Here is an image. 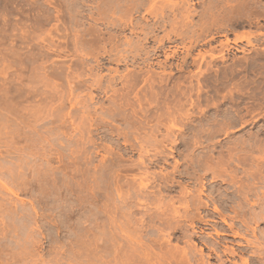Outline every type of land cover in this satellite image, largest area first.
<instances>
[{
  "label": "rangeland",
  "instance_id": "obj_1",
  "mask_svg": "<svg viewBox=\"0 0 264 264\" xmlns=\"http://www.w3.org/2000/svg\"><path fill=\"white\" fill-rule=\"evenodd\" d=\"M149 2L147 6L144 4L145 8L141 7L140 13H135L136 18L144 14V22L150 23L149 26L156 20L160 24L164 22L160 14H168L171 19L167 21L172 23V11L177 13L179 23L172 20V25L168 23L163 30H155L158 37L170 30L184 32L185 27L180 26L182 17L177 10H180L179 4L187 7L191 22L185 36L190 38L182 39L172 34L176 41L172 44L165 42L164 47L172 45L175 53L171 59L165 60L162 50L157 55L152 54V48L157 46L156 40L152 38L144 42L141 35V38L138 34L130 36L124 31L121 40L126 35L129 39L134 38L133 42L140 40L139 44L144 46L141 58L118 66L99 56V61L104 64L98 69L96 58L102 49L100 43L86 45L80 54L75 52L76 56L73 48L69 49L72 45L66 41L84 31V36L90 37L87 32L92 29L119 33L117 28L106 29V22L88 17L99 6L103 7L99 9L105 11V18L110 17L111 7L118 0H0V264H111L113 257L126 247L128 250L132 245L138 249L140 245L149 247L159 231L146 228L142 239L141 233L137 232L138 236L135 232L138 225L133 229L142 214L147 217L151 212L145 210L150 207L154 210L151 206L153 200L149 198V202L142 192L150 190L157 194L164 191L165 194L161 193L163 202L159 203L163 207L170 202L179 204L176 203L178 195L175 196L179 190L195 193L203 188L204 192L208 181L207 185L217 186L219 180L213 181L206 176V157L215 164L219 155L223 158L228 155L230 148L236 149L233 153L243 154L247 150L245 146L252 144L247 147L250 151L243 154L245 157L241 163L235 165V170L243 183H252V178L245 173L260 164L261 172L252 181L257 186L256 192L264 194V0ZM176 3L175 8L169 7ZM188 39L192 44L190 55L193 56L179 67L181 56L190 46ZM145 52H149V56H145ZM158 60L161 64L156 62ZM87 66H95L92 73L104 74L105 79L115 75L117 80L113 87L118 91H110L105 79L101 90L104 87L106 92L90 89V75L79 81L74 79L75 71L85 70ZM128 71H135L138 81L130 92L122 89L118 77ZM143 71L152 73L157 80L162 76V84L157 81L158 86L149 85V81L142 79L147 74L140 75ZM74 83H79V87H72ZM173 106L177 111L175 124L165 120L166 108ZM166 127L172 130L171 133ZM169 135L177 138L178 144L164 141ZM160 151L165 155L158 153ZM161 156H166L165 160L162 157L166 162H161ZM195 175L197 179H194ZM164 179L173 181L175 188L165 189ZM142 180L146 185H142ZM226 183L221 186L227 187V191L236 188ZM137 185L142 187L141 194L135 189ZM169 191L171 193H167ZM173 197L177 200L174 201ZM203 199L202 202L206 203V196ZM145 203L150 207L146 208V204L144 210ZM129 205L135 209L130 207L132 210L129 211ZM255 208L257 212L261 209L260 206ZM198 210L197 213L206 217V207ZM117 216L119 222L113 220L117 224L111 225L112 217L116 219ZM184 222L181 224L187 225L185 229L192 236V228L197 230L206 226L195 222L194 227H190L188 221ZM113 226L117 230L112 229ZM121 229L132 233L126 236L123 234L125 230L121 232ZM256 229V239L260 241L259 229L264 230V224H258ZM115 230L118 236L115 232L114 235L118 238L114 237L118 241L112 236ZM163 234L162 237L167 239V234ZM205 234L200 238L208 239V242L222 239L220 260L198 241L199 234L184 239L171 236L170 243L172 241L177 250L185 247L188 251L191 250L190 244L192 248L197 245L192 249L193 254L190 253L192 263L188 264H195V257L199 258L197 263L200 264L202 255V261L208 260L210 264H244L239 257L240 245L244 243L242 238L228 236V232L213 233L210 237ZM250 234L249 231L246 237L254 239ZM147 235H153L154 239L149 240ZM139 237L146 243L140 242ZM185 241L188 247L184 246ZM227 247L228 253H238L233 256V253H224L223 248ZM250 250L253 249L248 248L246 254L242 253L243 258L248 260L253 256ZM200 252L202 255L198 254ZM222 259L225 261L221 262Z\"/></svg>",
  "mask_w": 264,
  "mask_h": 264
},
{
  "label": "bare ground",
  "instance_id": "obj_2",
  "mask_svg": "<svg viewBox=\"0 0 264 264\" xmlns=\"http://www.w3.org/2000/svg\"><path fill=\"white\" fill-rule=\"evenodd\" d=\"M114 1V0H113ZM117 1V0H116ZM146 1V0H145ZM144 0H135L134 2H133V0H132V2L131 1H129V3H127V1L126 2H122V3H119V2H121L120 0H118V3H116L115 5H114V7L112 8L111 7V12H110V17H108V18H105V11L103 10V9H99V7L96 9L97 11H95V13H90V15L88 16V17H90L91 19H93L94 21H99V20H101V22L102 21H104V22H106V26H105V28L106 29H108V28H114V30H116V28L118 29V31H119V33H102L101 32V30H100V32H98L97 30L96 31H93V29L90 31V30H88V32H87V35H88V33L90 34V37L89 36H87V37H85L84 35V33H85V31H84V33L82 34V33H80V34H75L74 35V37L72 38V39H70V40H72V41H70L69 39H68V41H66L67 42V44H69V46H71L72 45V47H69V49L70 48H73V50H74V52H73V50H72V52L74 53V55H78V54H80L82 51H83V49L85 48V46L86 45H91V44H93L94 45V43H100V45H102L101 46V48L102 49H100V51H98L99 53L101 52V50H102V52L100 53V55H98L97 54V58H96V66H97V68L98 69H100V68H103V62H100L99 61V56L102 58V59H105L106 61H108V62H114V63H116V65H120V64H125V65H127L129 62H133L134 63V61L133 60H135L137 57L139 58L143 53H142V50L143 51H145V49H144V46L143 45H140L139 44V41L140 40H138V42H133V39L131 40V39H129V36L127 37L126 35H123V40H121V34H122V32H124V31H128V33H129V35L131 36V35H136L137 36V34L140 36H142V38H141V36L139 37V38H141V40H144V42L145 41H150V40H152V38L154 39V40H156L155 42L157 43V46L155 45L154 46V48H152L153 49V56L154 55H157L156 53L158 52V51H161V52H163V55H164V59L165 60H167L168 58H170V57H173L174 56V53H175V48H174V50H172L173 48H171V46L172 45H168V46H166V47H164V44H165V42H168V43H170V44H172V43H174L175 41H176V39L174 38H172L173 36H172V34L173 35H177L178 37L179 36H181V38L182 39H187V38H190V37H188V36H185V34L187 35V30H188V28L190 27L189 26V23L191 22L189 19V9L187 8V7H185V6H180V4H179V6L178 7H180V10H179V8H178V10L177 11H179V13H180V17H182L181 19L182 20H180V18H179V20H180V22H181V24H180V26L181 27H185V29H184V32H182V33H175L173 30H170V31H168V32H165V34L162 36V37H158V36H156V32H155V34H154V31L155 30H158V29H162V28H165V26H167V25H172V23H173V21L175 20V22H176V20H177V17H176V12L173 10H170V12L172 11V15L171 16H173L172 18V20L170 21V22H172V23H169L167 20H169V19H171L170 17H168L166 14H160V19H162L164 22L162 23V24H160V22H158V20H156V21H153L152 23H151V26H149L150 25V23H146V22H144L145 20H146V18L142 15L141 16V18L140 17H138V18H136V14L135 13H140L139 12V10L140 9H142L141 7L142 6H144V4H145V6H147V5H149V1H151V0H149L148 1V3L146 4V3H144L145 2ZM104 2V1H103ZM131 2V3H130ZM104 3H106V2H104ZM180 3V2H179ZM186 3V2H185ZM98 4V3H97ZM113 4V2L111 3V5ZM183 4V3H182ZM181 4V5H182ZM186 4H188V3H186ZM228 4V3H227ZM238 4V3H237ZM178 5V3H176V4H174L173 6L172 5H170L169 7H171V8H175L176 6ZM185 5V4H184ZM190 5V4H189ZM188 5V6H189ZM96 6V5H95ZM145 6L143 7V8H145ZM100 8H103V7H100ZM170 8V9H171ZM176 10V9H175ZM117 12H119V13H117ZM117 13V15L118 16H116L115 14ZM191 13V12H190ZM95 14V15H94ZM170 14V13H169ZM113 15H115L116 17H113ZM136 15V16H135ZM155 18H156V15L154 16ZM169 18V19H168ZM175 18V19H174ZM161 21V20H160ZM67 22V21H66ZM174 22V23H175ZM177 22L179 23V21L177 20ZM176 22V23H177ZM169 23V24H168ZM105 24V23H104ZM65 25V27H66V24H64ZM174 25V24H173ZM64 27V28H65ZM67 29V28H66ZM95 30V29H94ZM109 30V29H108ZM160 30H158V32L160 31ZM163 30V29H162ZM82 31V30H81ZM93 31V33H90V32H92ZM117 31V32H118ZM104 32H107V30H105ZM110 32V31H109ZM189 32V31H188ZM124 34V33H123ZM175 35V36H176ZM66 36V35H65ZM69 36V35H68ZM172 36V37H171ZM67 37V36H66ZM86 38H88V39H86ZM138 38V39H139ZM137 40V39H136ZM189 41H188V43L190 42L191 43V41H190V39H188ZM69 41L71 42V43H69ZM142 42V41H141ZM140 42V43H141ZM189 43V45L190 46H188L187 47V50H185L186 51V53H184L185 55L182 57L181 56V65H180V63H179V67H182V65L183 64H185V63H188L187 62V58L188 57H190V56H193V55H190L191 53H190V49H191V47H192V44H190ZM66 44V43H65ZM67 44H66V46H67ZM68 47V46H67ZM90 47V46H89ZM119 47H122V48H119ZM143 47V48H142ZM152 51V50H151ZM75 52H77L78 54H75ZM72 53V54H73ZM146 54L148 55L149 54V52H145V56H146ZM162 54V53H161ZM143 55V56H144ZM158 55H159V53H158ZM149 56V55H148ZM151 56V55H150ZM95 57H96V54H95ZM152 57V56H151ZM141 58V57H140ZM171 59V58H170ZM191 59V58H190ZM193 59V63H194V58H192ZM139 60V59H138ZM141 60V59H140ZM146 60V59H145ZM150 61V60H149ZM156 62H159V60L158 61H156ZM144 63V62H143ZM160 63V62H159ZM165 63V62H164ZM158 64V63H157ZM161 64V63H160ZM95 65V64H94ZM161 66V65H160ZM95 67V66H94ZM94 67H91V66H87V67H85V70H76L75 71V76H74V79L76 78V80H80V79H83V77H85V76H89L90 75V77H92V79H91V82H90V89H96L97 91L99 90H101L102 89V86H103V84H104V74L103 75H99V74H97V73H92V72H94ZM199 67H200V65H199ZM198 67V68H199ZM97 71V70H96ZM115 71L117 72V69H115ZM138 71H141V70H138ZM165 71V70H164ZM164 71H162V72H164ZM136 72H137V70H136ZM136 72L135 71H128L126 74H124V75H120V76H118V77H120V80H121V85H122V89H124L125 91L126 90H128V92H130V89L138 82L137 81V74H136ZM138 74H139V72H137ZM141 73L143 74H147L145 71H143V72H140V75H141ZM143 74V75H144ZM139 75V76H140ZM115 75H111L109 78H107V79H105V81H106V86L107 87H109V89H111L110 91H113V92H117L118 90H115V89H117V88H115L114 89V82H116V80L117 79H115V77H114ZM71 77H73V73L71 74ZM141 77V76H140ZM143 77V76H142ZM141 77V78H142ZM144 81H146V82H151V83H149L148 82V84L150 85V84H152L153 85V83H154V85H157V84H155L157 81L160 83V84H162V81H163V78H162V76L161 77H159L158 78V80L155 78V76L153 77V75H152V73L151 74H147L146 76L144 75V77L142 78ZM142 80V81H143ZM86 81V80H85ZM137 81V82H136ZM157 82V83H158ZM85 83V82H84ZM112 83H113V85H112ZM75 84H77V86L75 85ZM79 83H74V85L72 86V87H75V88H77V87H79V85H78ZM138 84V83H137ZM89 85V84H88ZM87 85V86H88ZM111 85H112V87H111ZM154 85H153V87H154ZM159 85V84H158ZM157 85V86H158ZM152 87V86H151ZM156 87V86H155ZM88 88H89V86H88ZM132 89H134V88H132ZM131 89V90H132ZM152 89V88H151ZM71 90V89H70ZM103 90H104V87H103ZM103 90H101L102 92H104ZM106 92V91H105ZM108 92V91H107ZM108 94V93H107ZM105 95H106V93H105ZM123 97V96H122ZM91 98V97H90ZM124 98V97H123ZM123 98H121L120 97V99L122 100ZM123 100H125V98L123 99ZM123 102V101H122ZM126 101H124V103H125ZM191 103H193V101L191 100L190 101ZM127 103V102H126ZM125 103V104H126ZM125 104H123L124 106H125ZM128 104V103H127ZM126 104V105H127ZM167 109V111H166V114H165V117L167 118V119H165L167 122H168V120L172 123H174V122H177V121H175L176 120V116L174 117V115H176L177 114V111L175 110V106H173V107H167L166 108ZM164 112V111H163ZM176 112V113H175ZM162 115H163V113H162ZM175 118V119H174ZM163 120V119H162ZM165 120H163V121H165ZM160 122V121H159ZM163 122H161V124H162ZM175 124V123H174ZM165 127V126H164ZM169 127V126H168ZM1 128V127H0ZM168 128L166 127V130H167ZM170 130V133H171V129H168V131ZM168 131H166V134H168L167 132ZM175 135V134H174ZM166 136V135H165ZM170 136V137H169ZM168 137H166V139L164 140V141H166V142H170L171 144H178V142L176 141V139L177 138H175L174 136L172 137L171 135H169ZM157 141V140H156ZM162 141V140H161ZM161 141L159 140V142L161 143ZM163 141V142H164ZM162 142V143H163ZM180 143V142H179ZM251 144V143H250ZM248 145L247 144V146H245L246 147V149L247 150H249L247 147H251V145ZM243 145V144H242ZM241 145V146H242ZM173 146V145H172ZM244 146V145H243ZM243 146H242V149H243ZM164 147V146H163ZM231 149V148H230ZM230 149H229V151H228V155H226V157L225 158H223V157H221V155H219V157H218V159L215 161V159H214V163L215 164H213V163H211L209 160V157H206V165H204L206 168H204V169H206V176L207 175H209L210 176V178H211V180H219V183H218V185L217 186H210V185H207L208 184V182H207V184H206V190L204 191V192H206V193H204L203 192V188L202 189H199V190H196L195 191V193H191L189 190L188 191H186V190H179L178 191V193L177 194H175V196L176 195H178V201L176 202V203H178L179 202V204H176L175 205V202L174 201H176L175 199H174V197H173V202L174 203H172V204H170L171 202V198H170V201H168V202H170V203H168V205L167 206H159V203H162L163 202V197H164V195L163 194H165L164 193V188L165 189H169V190H171V189H173L172 187H174V182L173 181H169V182H167L169 179H170V177L169 176H164V178L165 177H168L167 179H164V186L163 185H161V186H163L164 188L162 189V191L163 192H161V193H163V194H161L159 191H160V189H158V191L157 192H159V193H154V192H150V190H147V191H149V192H147V191H144V192H142V194L147 198V199H149V198H151L152 200H153V202H151V199H149L150 201L149 202H151L152 203V205H151V203H150V205L151 206H153V209L154 210H151L152 208L147 204V203H145L142 207L144 208V206L147 204V206H145L146 208L147 207H150V208H148L147 210H145V208H144V210L145 211H147L149 214H147L145 211V213L147 214L146 216L147 217H144L143 215L144 214H142V216H141V218L139 219V222H136L135 221V223H139V224H136V226L133 228L134 230H135V228L137 227V225H138V231L136 230L135 232L137 233V232H139V233H141L140 234V237H141V235L143 234L142 232H145V229L147 228H149V229H151L152 230V228H155V229H157V231H159L158 233L160 234V232L162 233V232H164V234L163 235H165V233L167 234V239H166V237L165 238H163L162 237V234H161V236H160V238L161 239H165L164 241L163 240H161V239H159V234H158V236L157 237H155L156 239H157V241H156V239H154L152 236L151 237H149V235H147L148 237H149V240L151 239V238H153L154 240L152 241V242H148L149 243V247L147 246L146 247V245L143 247L142 245H140V249H138L139 247H133V245H132V249H131V247L128 245V247H130V250H128V249H126V251H124L125 249H121L122 251L120 252V249H118L117 250V248H116V246H115V248H116V250H117V252H120L119 254H115L116 256H114L113 257V259H114V261L111 263V264H188V263H190L191 261H192V255H190V253L191 254H193V251H192V249L194 248V247H196L197 245L196 244H194V243H192V244H194V245H196V246H194L193 245V248H192V246H191V240L189 239V241L188 242H190L189 244H190V247H191V250H189L188 251V249L186 248L185 249V247L183 248L182 247V249L181 248H179L178 247V245H177V248H179V249H181V250H177L176 249V246H174L173 245V243H172V241H171V243H172V246L173 247H175V248H173L172 246H171V243H170V239H171V236H173V237H175V238H188V237H190V236H192V235H190L188 232H187V229H185V227H187V225L186 226H183L182 224H181V221L183 222V223H186V222H184V221H188L189 223V225L188 226H190V227H192L194 224L193 223H195V222H198V223H203L204 225H206V226H204V227H199V228H197V227H195V228H197V230H195L194 228H192V233H193V236H195L196 234H199V236H198V241L199 242H201L202 244H204V247H205V245H206V248H207V250H209L210 251V253L211 254H214L215 255V257L216 258H218L219 260H220V254H219V251H221V250H219V247L221 248V246H222V244L220 245V243H221V240L222 239H219V241H214V242H208L206 239V241L205 240H202L201 238H200V235L201 234H203V233H206L205 235L206 236H208V237H210V236H212V234L213 233H215V234H217V235H221V234H224V232H228V236L229 235H231L232 237H240V238H242L244 241H242V242H244V243H242L241 245H240V247H238V248H240V255H239V257L241 258H239L240 259V261L242 260V262H244V264H264V230H262V231H260V229H259V233L260 234H258V235H260V241L259 240H257L256 238H258V237H256V234H257V230L258 229H256V226L258 225V224H264V194L262 193H260V194H258L256 191H257V189H256V187L257 186H255V182H253L252 181V179H255L256 178V176L261 172V165L260 164H256V167L254 168V169H248L247 170V172L245 173L246 175H248L250 178H252L251 180H250V182H252V183H249L248 181L246 182V183H243L244 182V180H242V178L241 177H239L238 175H237V172H236V166L235 165H237L238 163H241V160L242 159H244V157H245V155H243L244 153H246L247 152V150H244V151H246V152H244L243 154H242V152H241V154L240 153H238V154H236V153H233L234 152V150H236L235 148H234V150L233 149H231V151H230ZM245 149V148H244ZM233 150V151H232ZM250 151V150H249ZM158 153H161V151L160 152H158ZM158 153H157V157H158ZM164 153V151H162V153L161 154H163ZM220 154V153H219ZM163 155H165V154H163ZM160 156V155H159ZM154 157H156V156H154ZM156 157V158H157ZM162 157H164V156H161V159H162ZM166 157V156H165ZM165 157H164V160H165ZM217 157V156H216ZM207 158H208V160H207ZM210 158H211V156H210ZM154 159V158H153ZM160 159V160H161ZM158 160V159H157ZM159 160V161H160ZM163 159L161 160V162L162 161H164ZM166 160H167V158H166ZM212 160H213V158H212ZM155 162H158V161H155ZM164 162H166V161H164ZM163 162V163H164ZM136 164V163H135ZM198 165V164H197ZM232 165L234 166V167H232ZM137 166V165H136ZM163 167V166H162ZM175 167V166H174ZM197 167H199V166H197ZM234 168V169H233ZM144 169V168H143ZM142 169V170H143ZM203 169V168H202ZM236 169V170H235ZM139 170V169H138ZM146 170V169H145ZM194 170H196V169H193V171ZM199 170V169H198ZM176 171H177V169H176ZM197 171V170H196ZM242 171H244V169L242 170ZM146 172V171H145ZM204 172H205V170H204ZM187 173V172H186ZM190 173V172H189ZM191 174H192V172H191ZM184 175V174H183ZM186 175V174H185ZM184 175V176H185ZM193 176H194V174H193ZM198 176V175H197ZM150 177H153V176H150ZM187 177V176H186ZM189 177V176H188ZM195 177H196V175H195ZM194 177V179H197L198 177H196L195 178ZM199 177H201V175H199ZM203 177V176H202ZM143 178V177H142ZM145 178H147V176H145ZM149 178V177H148ZM191 180H192V178H191V175H190V177H189ZM239 178H241V179H239ZM140 179V178H139ZM144 179V178H143ZM150 179V178H149ZM173 178H171L170 180H172ZM193 179V180H194ZM247 179V178H246ZM151 180V179H150ZM155 180H156V178H155ZM201 181V178L200 179H198V181ZM240 180H241V182H240ZM248 180V179H247ZM119 181V180H118ZM143 181V180H142ZM152 182H153V179L151 180ZM158 179H157V183H158ZM243 181V182H242ZM246 181V180H245ZM144 182V181H143ZM161 182V181H160ZM177 182H179V181H177ZM176 182V183H177ZM211 182V181H210ZM225 182H227V183H230V184H232L233 186H235L236 188L234 189V190H230V192L229 191H227L226 189H227V187H226V189H225V187H223L222 188V186H221V184L222 183H224V185L223 186H225ZM154 183H155V181H154ZM167 183H169V184H167ZM187 183V182H186ZM226 183V184H227ZM148 184V183H147ZM159 184V183H158ZM163 184V183H162ZM200 184V183H199ZM210 184V183H209ZM230 184H228V185H230ZM131 185V184H130ZM133 185V184H132ZM138 185H141V182H139L138 183ZM135 186V189L138 191L139 190V192H140V190H141V188L139 187V186ZM142 185H146L145 184V182H144V184L142 183ZM176 185H180V183L178 184H176ZM182 185V187H184L183 186V184H181ZM231 185V186H232ZM115 186V185H114ZM149 186H151V185H149ZM161 186H160V188H161ZM129 187V186H128ZM137 187V188H136ZM138 187L140 188V189H138ZM143 187H145V188H147L146 186H143ZM158 187V186H157ZM157 187H156V190H157ZM186 187V186H185ZM229 187V186H228ZM145 188H143L142 190H145ZM149 188V187H148ZM151 188V187H150ZM154 188H155V185H154ZM175 188V187H174ZM232 189H233V187H231ZM129 189V188H128ZM127 189V190H128ZM131 189V188H130ZM181 189H185V188H181ZM259 190V189H258ZM126 191V190H125ZM124 191V192H125ZM154 191V190H153ZM139 192H137L136 194H138ZM166 192V191H165ZM179 192H180V195H179ZM192 192H194V191H192ZM259 192V191H258ZM260 192H263V191H260ZM150 193V194H149ZM167 193H171L170 191L169 192H167ZM140 194H141V192H140ZM139 194V195H140ZM152 194V195H151ZM144 196H141L142 198H144ZM151 196V197H150ZM167 195H165V197H166ZM170 196V195H169ZM203 196H206V203L205 204H203V202H202V200H204L203 199ZM171 197V196H170ZM123 198L125 199V198H127V196L126 197H122V200H123ZM138 198H140V196L138 197ZM131 199V198H130ZM141 199V198H140ZM146 199V200H147ZM167 199V198H166ZM165 199V200H166ZM139 200V199H138ZM114 201H115V199H114ZM128 201V200H127ZM126 201V202H127ZM140 201V200H139ZM138 201V202H139ZM116 202V201H115ZM123 202V201H122ZM129 202V201H128ZM143 202H144V200H143ZM146 202V201H145ZM124 203V202H123ZM140 203H141V201L139 202V206H141L140 205ZM166 204H167V202H165ZM164 203V204H165ZM115 204V203H114ZM127 204V203H126ZM164 204H162V205H164ZM165 204V205H166ZM175 205V206H174ZM177 205H179V206H177ZM116 206V205H115ZM115 206H113V208H114V210H115ZM138 206V205H137ZM139 206H138V208H139ZM206 207V213H205V215H206V217L205 216H201L200 214L201 213H197V210L199 209V208H202V207ZM260 206V210H258V212L255 210L256 208L255 207H259ZM127 207H129V211H131L132 209V207L133 206H127ZM131 207V208H130ZM134 208V207H133ZM143 208H142V210L141 211H143ZM255 208V209H254ZM135 209V208H134ZM192 209H193V212L196 210V212H194V213H192ZM114 210H113V212H114ZM202 210V209H201ZM128 211V212H129ZM199 211V210H198ZM256 211V212H255ZM115 212H116V210H115ZM200 212V211H199ZM112 213V212H111ZM116 213H118V212H116ZM115 213V214H116ZM127 213V212H126ZM133 213V212H132ZM137 213V212H136ZM142 213V212H141ZM196 213V214H195ZM124 214V213H123ZM129 214V213H128ZM130 215V214H129ZM112 216V215H111ZM115 217H116V215H114ZM121 216H123V219L126 217L125 215H121ZM125 216V217H124ZM131 216V215H130ZM138 218V217H137ZM117 219H119L118 218V216H117V218L116 219H113V217H112V219H111V225H116L117 223H115L114 224V222H113V220H117ZM126 219V218H125ZM128 220H130L129 222L131 223V219H129V218H127ZM127 220V221H128ZM123 221H125V220H123ZM127 221H125V222H127ZM138 221V220H137ZM116 222H119V221H116ZM125 222H123V223H125ZM130 223H128V225L130 224ZM135 223H134V225H135ZM119 224V223H118ZM125 224H127V223H125ZM120 225V224H119ZM119 225H117L116 227H117V229H118V226ZM124 225V224H123ZM199 225V224H198ZM112 227V229L114 228V229H116V227ZM131 226V225H130ZM121 227H123L122 225H121ZM124 227H127V226H125L124 225ZM194 227V226H193ZM188 228V227H187ZM220 228V229H219ZM116 229V230H117ZM146 229V230H147ZM206 229V230H205ZM116 230L115 231H113V237L115 236L114 235V232H115V234L118 236V234H117V232H116ZM125 230V229H124ZM124 230H122L121 229V232L122 231H124ZM189 230V229H188ZM194 230V231H193ZM119 231V230H118ZM126 231L127 230H125L124 231V235H126L127 236V234L130 232L129 230H128V232L126 233ZM190 231V230H189ZM249 231L251 232V234H252V236L254 237V239L256 240V241H254V239H249L248 237H246L247 236V234L249 233ZM120 232V233H121ZM190 232V233H191ZM130 233H132V232H130ZM139 233H137V235L139 234ZM122 234V236H124ZM152 234H155V233H152ZM250 234V235H251ZM128 235H130V234H128ZM137 235H135V236H137ZM225 235H226V233H225ZM257 235V236H258ZM117 236H115V237H117ZM120 236V235H119ZM134 236V237H135ZM139 236V235H138ZM155 236V235H154ZM192 236V237H193ZM249 236V235H248ZM114 237V238H115ZM121 237V236H120ZM125 237V236H124ZM139 237V241L140 242H143V241H141L140 239L142 238H140ZM203 237H204V235H203ZM231 237V238H232ZM118 238V237H117ZM137 238V237H136ZM143 238H144V236H143ZM142 238V239H143ZM174 238V239H175ZM196 238V237H195ZM212 238V237H211ZM217 238H218V236H217ZM220 238V237H219ZM222 238V237H221ZM224 238V237H223ZM113 239V238H112ZM111 239V240H112ZM116 239V238H115ZM159 239V240H158ZM193 239V238H192ZM241 239V240H242ZM117 240V239H116ZM115 240V241H116ZM148 240V241H149ZM152 240V239H151ZM181 240V239H180ZM187 240V239H186ZM224 240V239H223ZM118 241V240H117ZM138 241V242H139ZM162 241V242H161ZM184 241V240H183ZM122 242V241H121ZM128 242V241H127ZM135 242V241H134ZM185 242H187V241H185ZM188 242H187V244H185L184 246H187L188 247ZM144 243H146V241H144L143 242V244ZM241 243V242H240ZM239 243V244H240ZM114 244H116V242L114 243ZM117 244H118V242H117ZM121 244V243H120ZM135 244V243H134ZM238 244V245H239ZM136 245V244H135ZM138 244H137V246H139ZM170 245V246H169ZM142 246V247H141ZM118 247V246H117ZM190 247H189V249H190ZM223 247H225L224 245H223ZM200 248V247H199ZM231 248V247H230ZM250 249V248H252L253 250L251 251V254L250 255H253L251 258H250V256H249V258H248V260L247 259H245V258H243V255H242V253H245L246 254V251H247V249ZM114 249V248H113ZM223 249H225V250H223L224 251V253H225V251L227 252V249H229L228 247L227 248H223ZM233 248H231V250H232ZM235 249V248H234ZM141 250V251H140ZM194 250V249H193ZM199 250V249H198ZM201 250V252H202V249H200ZM236 250H238V249H236ZM190 251H192V252H190ZM195 251H197L196 250V248H195ZM195 251H194V253H195ZM208 251V252H209ZM114 253H117V252H115V250L113 251ZM198 253V254H201L202 255V253ZM197 253V252H196ZM195 253V254H196ZM223 253V252H222ZM228 253V252H227ZM226 253V254H227ZM229 253H233V251H229ZM228 253V254H229ZM236 253V251H234V253L232 254V256L234 255ZM238 253V252H237ZM236 253V254H237ZM250 253V252H249ZM210 254V255H211ZM225 254V255H226ZM227 254V255H228ZM207 255H209V254H207ZM247 255H248V253H247ZM195 256V255H194ZM222 256V255H221ZM231 256V258H233ZM201 257V256H200ZM244 257H246L245 255H244ZM194 258V257H193ZM206 258H210V257H206ZM195 259H197V262H198V257H195ZM202 259H204V257H203V255H202V257H201V263L200 264H207V262L206 261H208V260H205V261H202ZM224 259H222L221 260V262L223 261ZM216 261H218V260H216ZM225 261V260H224ZM7 262V261H6ZM196 262V260L193 262V263H195ZM195 263V264H198V263ZM204 262H206V263H204ZM218 262H220V261H218ZM234 262V261H233ZM236 262V261H235ZM110 263V262H109ZM192 263V262H191ZM224 263V262H223ZM241 263V262H240ZM5 264V263H4ZM208 264H210L209 263V261H208ZM221 264V263H220ZM233 264H236V263H233ZM238 264V263H237Z\"/></svg>",
  "mask_w": 264,
  "mask_h": 264
}]
</instances>
